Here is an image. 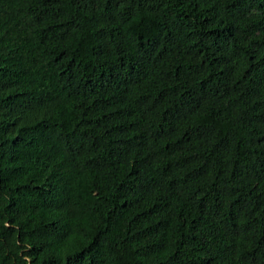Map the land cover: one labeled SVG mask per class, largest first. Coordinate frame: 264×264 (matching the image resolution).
<instances>
[{
  "label": "trees",
  "instance_id": "trees-1",
  "mask_svg": "<svg viewBox=\"0 0 264 264\" xmlns=\"http://www.w3.org/2000/svg\"><path fill=\"white\" fill-rule=\"evenodd\" d=\"M0 264H264V0H0Z\"/></svg>",
  "mask_w": 264,
  "mask_h": 264
}]
</instances>
